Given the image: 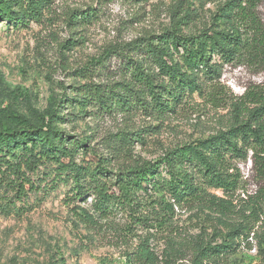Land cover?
Instances as JSON below:
<instances>
[{
    "label": "trees",
    "instance_id": "1",
    "mask_svg": "<svg viewBox=\"0 0 264 264\" xmlns=\"http://www.w3.org/2000/svg\"><path fill=\"white\" fill-rule=\"evenodd\" d=\"M257 1L225 0L210 23L193 33L184 30L197 12L190 6L174 8L169 26L160 33L110 45L77 68L75 75L85 83L75 86L71 96L49 100L43 111L33 110L32 117L0 109V186L20 200L42 191L26 173L52 166L49 190L59 184L69 187L65 201L88 230L121 214L130 225L166 233L174 208H188L206 219L212 238L202 230L189 242L168 239V260L182 259L181 253L189 251L191 264H222L248 241L264 214V193L239 209L232 198L241 184L239 163L250 161L252 172L264 181V98L229 101L230 121L224 129L170 147L154 160L140 159L134 149L143 145V135L158 133L194 95L218 101L224 65L264 57ZM52 4L0 0V20L16 27L41 23ZM96 17L87 11L86 18ZM116 115L159 124L141 130L126 126L98 140L95 134L78 136L61 128L77 119ZM7 203L11 205L4 204L6 210L0 206L1 211L22 212L12 199ZM77 203L87 204V209ZM132 258L137 264L156 263L145 238Z\"/></svg>",
    "mask_w": 264,
    "mask_h": 264
},
{
    "label": "rangeland",
    "instance_id": "2",
    "mask_svg": "<svg viewBox=\"0 0 264 264\" xmlns=\"http://www.w3.org/2000/svg\"><path fill=\"white\" fill-rule=\"evenodd\" d=\"M224 2L53 0L41 23L30 22L28 26L16 27L0 20V109H14L32 117L33 110L43 111L49 100L71 96L75 86L84 84L85 80L77 77L75 70L108 46L160 33L169 26L171 13L177 7L190 6L197 12L192 25L184 30L193 33L209 24ZM87 11L95 12L97 17L86 18ZM81 12L85 15L83 19ZM255 16L264 32V0L257 1ZM218 84L221 88L218 101L194 95L176 115L164 121L158 133L143 135V145H135V156L154 160L170 147L206 138L224 129L230 121L229 101H248L253 95L264 98V57L224 65ZM157 124L139 116L130 119L116 115L77 119L61 128L78 136L95 134L98 140L126 126L141 130ZM238 167L241 184L232 196L237 209L264 193V181L252 172L250 161L241 162ZM52 170V166L43 165L33 173L27 172L26 178L42 191L28 193L20 200L0 186L2 210H6L4 204L11 205L7 203L9 199L22 210L16 215L0 209V264H128L129 259L131 264H137L132 256L144 238L156 257L155 264H191L189 251L181 253L182 259L169 261L165 255L166 240L189 242L202 230H206L208 239L212 238V230L203 216L198 218L190 209L180 207L174 208L166 233L147 232L130 225L129 219L121 214L100 221L98 228L88 230L74 217L73 205L65 201L69 187L59 184L53 191L49 190L54 177ZM212 193L222 196L221 192ZM77 205L87 209V204ZM262 238L264 214L248 241H242L237 253L222 264H264Z\"/></svg>",
    "mask_w": 264,
    "mask_h": 264
}]
</instances>
